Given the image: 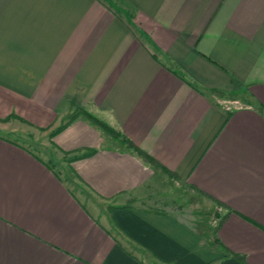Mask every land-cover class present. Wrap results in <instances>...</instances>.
Here are the masks:
<instances>
[{
    "label": "crops",
    "instance_id": "obj_1",
    "mask_svg": "<svg viewBox=\"0 0 264 264\" xmlns=\"http://www.w3.org/2000/svg\"><path fill=\"white\" fill-rule=\"evenodd\" d=\"M13 116L67 124L60 170L0 134V264H264V0H0ZM165 178L209 221L144 204Z\"/></svg>",
    "mask_w": 264,
    "mask_h": 264
},
{
    "label": "rangeland",
    "instance_id": "obj_2",
    "mask_svg": "<svg viewBox=\"0 0 264 264\" xmlns=\"http://www.w3.org/2000/svg\"><path fill=\"white\" fill-rule=\"evenodd\" d=\"M236 96L238 95H229L224 99L231 100V98ZM239 97L241 99V96ZM0 122L3 124L1 127L5 129L3 132H0V134L8 137H20L22 139L21 141L27 144V146L36 151L44 159L49 158L54 167L57 170H60V163L57 161V157L51 155L49 152L51 150H49L50 145L47 142V137H49L50 132L48 133L42 128L32 129L20 124L19 122H12L10 120ZM110 136L114 137L113 135ZM142 200L146 205H152L155 202V206L156 204H159L160 207L171 209L177 214H182L186 218L193 216L195 214L193 211H195L198 218L203 221L205 219L209 221V214L212 211V208L215 207L212 204L210 205L209 202L204 203L205 201H202L204 198H202L199 194L190 192L183 185H177L168 178L159 179L156 185H152L149 194Z\"/></svg>",
    "mask_w": 264,
    "mask_h": 264
},
{
    "label": "trees",
    "instance_id": "obj_3",
    "mask_svg": "<svg viewBox=\"0 0 264 264\" xmlns=\"http://www.w3.org/2000/svg\"><path fill=\"white\" fill-rule=\"evenodd\" d=\"M85 115H86V117H88V118L90 119V121H91L92 123L97 124L98 126L102 127V128L104 129L105 132L109 133L110 135H113L114 137L116 136V133H114L113 130H111L109 127H107V126H105L104 124L100 123L99 121L95 120L93 117H91V116H89V115H87V114H85ZM75 116H76V114H74V115L69 119L68 122H70L71 120H73V119L75 118ZM10 119H17V118L13 116V117H9V118L3 119V120H1V121H8V120H10ZM18 120L21 121V122H23V121H22L21 119H19V118H18ZM66 124H67V123H66ZM66 124H65V125H66ZM65 125H62V126L59 127L56 131L50 133L49 138H52V136H54L58 131H60L62 128H64ZM127 145H128V147H131V146H132V144L129 143V142H127ZM132 148H134V147H132ZM133 150L137 153L138 156H140V157H141L143 160H145L146 162H148V163H150V164H152V165L155 164L154 160L151 159L150 157H148V156H147L146 154H144L143 152H141V151H139L138 149H135V148H134Z\"/></svg>",
    "mask_w": 264,
    "mask_h": 264
}]
</instances>
